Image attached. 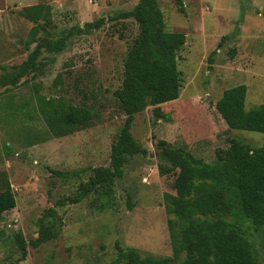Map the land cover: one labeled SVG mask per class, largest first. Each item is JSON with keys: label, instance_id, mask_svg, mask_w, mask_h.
Returning a JSON list of instances; mask_svg holds the SVG:
<instances>
[{"label": "rangeland", "instance_id": "374dc122", "mask_svg": "<svg viewBox=\"0 0 264 264\" xmlns=\"http://www.w3.org/2000/svg\"><path fill=\"white\" fill-rule=\"evenodd\" d=\"M137 3L0 0V75L1 67L10 71L25 62L39 40L65 38L58 53L41 49L37 68L18 85L0 88V193L6 179L16 201L0 215V264H107L116 247L170 258L164 195H175L177 170L159 174L158 166L168 164L159 157L157 142L210 164L232 140L252 149L264 145L263 133L228 129L215 109L223 92L237 85L247 88L245 111L264 104V0H156L165 31L184 38L176 60L179 97L135 115L130 133L146 153L128 159L107 206L97 194L70 203L93 169L109 167L111 146L123 126L125 115L113 92L140 32L129 15ZM38 4L50 6L51 21L47 34L39 32L27 44L33 23L21 11ZM37 92L88 108L94 118L54 138L36 114L34 120L26 117L35 113ZM10 106L20 108L15 116H9ZM29 132L41 140L26 145L33 140ZM41 222L48 239L35 247ZM248 239L264 264V232L250 230Z\"/></svg>", "mask_w": 264, "mask_h": 264}, {"label": "trees", "instance_id": "16d2710c", "mask_svg": "<svg viewBox=\"0 0 264 264\" xmlns=\"http://www.w3.org/2000/svg\"><path fill=\"white\" fill-rule=\"evenodd\" d=\"M21 15L33 23L27 44L35 42L39 32L47 34L50 6H28L22 9ZM129 15L140 32L124 61L122 83L113 92L125 115L123 126L111 146L109 167L93 169L89 181L69 199L71 204L97 194L105 198L102 204L108 205L114 181L123 177V167L128 159L146 153L130 133L135 115L149 106L177 100L182 88L176 60L183 45V35L165 31L156 0H138ZM64 44L63 37L53 42L39 40L21 65L10 71L1 67L0 88L7 90L18 85L35 70L41 49L58 53ZM246 91L245 85L225 90L215 103V109L228 129L264 134V104L245 111ZM34 100L35 113L28 112L27 119L34 120L37 115L54 138L68 136L94 118L88 108L66 106L62 100L46 98L38 92ZM11 107L7 108L9 116H15L20 108ZM28 134L33 140L25 141L26 145L41 140L34 132ZM156 146L159 157L168 164L158 166L159 174L177 170L175 195H164L172 255L157 258L140 255L133 248L116 247L114 258L107 264H259V254L248 235L250 230L264 232V145L252 149L232 140L230 149L212 164L194 158L181 148L173 149L162 140ZM5 148L9 150L7 146ZM54 173L61 178L69 176L65 172ZM2 188L0 215L16 205L6 179L2 180ZM47 239V231L41 222L38 238L32 245L37 247ZM262 248L264 250V242Z\"/></svg>", "mask_w": 264, "mask_h": 264}]
</instances>
